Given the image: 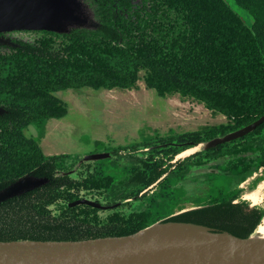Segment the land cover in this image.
Here are the masks:
<instances>
[{
  "label": "trees",
  "instance_id": "trees-1",
  "mask_svg": "<svg viewBox=\"0 0 264 264\" xmlns=\"http://www.w3.org/2000/svg\"><path fill=\"white\" fill-rule=\"evenodd\" d=\"M83 2L97 27L41 31L33 42L0 45V190L27 175L49 179L0 202V241L124 236L157 222L251 237L264 208L239 199L241 189L235 187L264 168V122L242 137L178 156L264 116V0ZM234 6L245 9L251 22ZM141 72L160 96L196 100L227 122L145 138L89 161L45 155L25 134L32 123L67 115L57 91L132 89ZM203 166H219L209 173L217 195L205 204L157 221L151 203L134 208L133 202L149 196L161 207L170 204L177 198L172 186ZM221 179L227 187L219 186ZM79 199L113 207L69 205Z\"/></svg>",
  "mask_w": 264,
  "mask_h": 264
},
{
  "label": "rangeland",
  "instance_id": "rangeland-1",
  "mask_svg": "<svg viewBox=\"0 0 264 264\" xmlns=\"http://www.w3.org/2000/svg\"><path fill=\"white\" fill-rule=\"evenodd\" d=\"M234 8L245 22H251L252 18L250 19L245 9L239 6ZM41 34V31H13L5 33L3 37L10 41L33 42ZM143 76L144 72H141V79L132 89L95 90L83 87L57 91L56 95L68 106L67 115L32 123L24 132L39 142L45 155L69 154L85 157L89 154L106 153L112 148L149 137H166L227 122L224 115L207 109L196 100L183 98L179 94L160 96L156 90L147 86ZM205 146V143L200 144L193 152ZM218 171L219 166L192 169L172 186L176 189L173 195L177 198H173L164 207L159 206L150 196L144 200L138 199L133 202V206L137 209L150 207L153 220L157 221L182 209L205 204L208 198L217 195L216 188H212L214 179L209 173ZM233 185L234 183L231 186ZM219 186L227 187L228 183L221 179ZM237 189H241L239 199L251 206L264 208V168L236 186L235 190ZM149 203L152 205L147 207ZM262 234L263 231L257 228L252 236Z\"/></svg>",
  "mask_w": 264,
  "mask_h": 264
},
{
  "label": "water",
  "instance_id": "water-1",
  "mask_svg": "<svg viewBox=\"0 0 264 264\" xmlns=\"http://www.w3.org/2000/svg\"><path fill=\"white\" fill-rule=\"evenodd\" d=\"M97 26L98 23L91 17L81 0H0V45H15L14 42L3 37L7 32L68 33L74 27ZM3 112L4 109L0 107V114ZM263 122L264 116L237 131L205 143L204 148L242 137ZM109 156L108 152L89 154L84 160H100ZM48 180L47 177L32 175L21 177L0 190V202L41 187ZM80 204H88L100 209L113 207L102 206L89 199H79L69 205ZM214 236L239 240L252 237L239 238L229 233L213 232L204 227L179 222H157L141 231L124 236L77 241H0V264H264V259L261 258L143 255L160 247L195 241L205 242Z\"/></svg>",
  "mask_w": 264,
  "mask_h": 264
},
{
  "label": "bare ground",
  "instance_id": "bare-ground-1",
  "mask_svg": "<svg viewBox=\"0 0 264 264\" xmlns=\"http://www.w3.org/2000/svg\"><path fill=\"white\" fill-rule=\"evenodd\" d=\"M263 224H264V220L260 224L258 229L263 231L264 233ZM176 230L183 231L181 229H176ZM143 255L161 256V257L207 255L210 257L231 256L235 258L244 257V258L264 259V234L252 236L247 240L232 239L225 236H214L211 237L210 240L205 242L195 241L187 244L160 247L145 252L143 253Z\"/></svg>",
  "mask_w": 264,
  "mask_h": 264
},
{
  "label": "flooded vegetation",
  "instance_id": "flooded-vegetation-1",
  "mask_svg": "<svg viewBox=\"0 0 264 264\" xmlns=\"http://www.w3.org/2000/svg\"><path fill=\"white\" fill-rule=\"evenodd\" d=\"M84 3V2H83ZM190 150V151H189ZM194 150H196V148H192V149H188L186 151H184L183 153H181L179 156H182V155H187L188 153H192Z\"/></svg>",
  "mask_w": 264,
  "mask_h": 264
}]
</instances>
